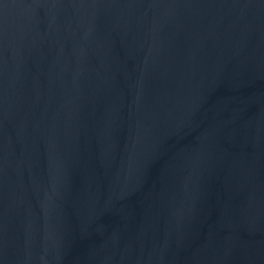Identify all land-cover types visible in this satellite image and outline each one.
I'll list each match as a JSON object with an SVG mask.
<instances>
[{
  "label": "water",
  "instance_id": "water-1",
  "mask_svg": "<svg viewBox=\"0 0 264 264\" xmlns=\"http://www.w3.org/2000/svg\"><path fill=\"white\" fill-rule=\"evenodd\" d=\"M0 264H264V0H0Z\"/></svg>",
  "mask_w": 264,
  "mask_h": 264
}]
</instances>
